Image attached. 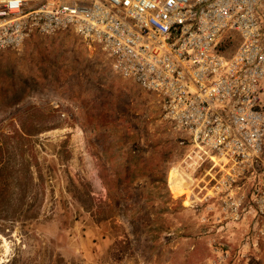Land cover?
I'll return each mask as SVG.
<instances>
[{"label": "rangeland", "instance_id": "374dc122", "mask_svg": "<svg viewBox=\"0 0 264 264\" xmlns=\"http://www.w3.org/2000/svg\"><path fill=\"white\" fill-rule=\"evenodd\" d=\"M0 91L22 97L0 102V264H264L211 164L99 46L35 34L0 54Z\"/></svg>", "mask_w": 264, "mask_h": 264}, {"label": "built area", "instance_id": "2783aa9c", "mask_svg": "<svg viewBox=\"0 0 264 264\" xmlns=\"http://www.w3.org/2000/svg\"><path fill=\"white\" fill-rule=\"evenodd\" d=\"M63 31L158 97L223 210L264 241V0H0V54Z\"/></svg>", "mask_w": 264, "mask_h": 264}, {"label": "trees", "instance_id": "16d2710c", "mask_svg": "<svg viewBox=\"0 0 264 264\" xmlns=\"http://www.w3.org/2000/svg\"><path fill=\"white\" fill-rule=\"evenodd\" d=\"M238 43L239 38L237 34L235 32H230L222 42V49H224L227 54H230L234 51ZM4 92L5 91H0V102L4 103V105H12L13 103L18 102L20 98H22L19 95L7 97L9 94ZM144 222H146V220Z\"/></svg>", "mask_w": 264, "mask_h": 264}, {"label": "bare ground", "instance_id": "6f19581e", "mask_svg": "<svg viewBox=\"0 0 264 264\" xmlns=\"http://www.w3.org/2000/svg\"><path fill=\"white\" fill-rule=\"evenodd\" d=\"M177 176H178V170L176 168H172L170 170V173H169V181H170L171 185L173 186V188H172L173 193L176 196L186 195L188 193V191L184 188L182 181L179 180ZM187 203H188V201H186V204Z\"/></svg>", "mask_w": 264, "mask_h": 264}]
</instances>
